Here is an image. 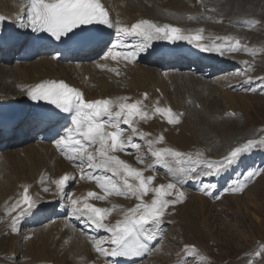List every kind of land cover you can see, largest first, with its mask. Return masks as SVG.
I'll list each match as a JSON object with an SVG mask.
<instances>
[{"label":"bare ground","instance_id":"bare-ground-1","mask_svg":"<svg viewBox=\"0 0 264 264\" xmlns=\"http://www.w3.org/2000/svg\"><path fill=\"white\" fill-rule=\"evenodd\" d=\"M101 1L110 14L112 23L116 26H113L112 40L107 44L108 47L103 52L102 57L94 60L95 57L91 58L90 56H92L96 50L83 54L86 52V49H84L83 53L70 55L67 53L55 52V48L51 45H46L45 43L38 44L34 36L24 35L18 28V24L21 22V18L28 8L29 0H0V16L5 17L3 21H0V51L3 50L2 55H5L1 57L0 54V135L2 137H9L16 133L31 134L37 131V129L41 130V127L44 128L48 126L44 131L45 133H42V135L38 137L40 140L38 145L41 150L40 155H42V157L46 156L49 162L46 171L41 172L44 166L39 167L38 162L37 168L31 166L25 169L27 165H24V158L21 157L22 155H17L6 149H3L0 153V177H2L0 179V236L3 237L0 242L5 244L4 246H0V264L115 263L112 256H104L97 252L95 248V241H108L111 233L107 232L105 229L96 228L83 217L77 219L78 214L74 215L72 211L69 217L71 222L68 224H70V226L80 224L84 226L83 230L87 232V234H85L82 231H75L73 229L76 234L75 245L77 246V250L72 249L64 252L61 249L55 257L54 255H49L47 244L46 246H42L43 251H48L47 253L42 255L38 253L37 257H31V259L23 263L7 261L2 257V251L8 249L14 250L16 248V246H14V240L17 234L11 227L12 217H17L18 227L26 218H35L37 214H40L43 210L52 207L53 200L57 198H82L85 197L89 191L96 192L100 195L104 194L96 181L89 179L88 175L81 177L82 183L81 186L79 185L77 187L78 189L69 190L70 184L75 182V180L72 179L66 185L64 192L60 193L57 191L54 181L65 173H70L75 178L73 169L76 165L67 158L62 159L59 153H57L48 142H51V138H55L59 133L65 136L66 130L73 125L68 118L45 125L47 123L42 124V118L35 111L31 110L27 113L22 112L24 111L22 106H25L31 99V96L28 94L31 87L38 83L45 81L59 82L62 80L68 85L78 88L88 100L124 96L130 98L129 103L135 100H142L144 110L149 113L151 119L139 121V129L151 133L148 139H154L160 134H163L165 138L162 143L155 145V147H170L182 153H192L193 156H195L197 152H201L203 156L200 159L203 161H219L226 156L232 148L251 139V136L237 134L235 136L225 137L224 142L221 143L210 130L216 127L217 129H222L226 127V125H229L228 123L222 125L220 121L228 122L234 118L229 113L230 110L235 111L237 116L241 112V110L238 111V108L240 107L239 109H241V106L236 102V94H225V92L222 94V92L217 90L216 86L218 84L221 85L220 83H224L225 81L229 82V77L222 76V74L226 69L232 68L233 70L238 66L241 70H245L243 73L245 72L249 80H255V78L258 77L263 79L264 77L258 73L259 71L255 73L256 70L263 68L262 58L264 54L261 55V57L259 50L253 51L256 58L247 51H225L224 54H221L219 51H205L197 47L195 42L177 40L175 42L179 43L180 47L174 52L172 51L164 54L163 56L165 57L161 58L150 55L148 44L144 51L138 52L135 59L129 58L125 60L123 58H118L117 60H113L109 56V53L134 52L137 51L139 47L144 46L146 42L142 41L139 36L129 35L119 31L120 28H130L133 23L140 19L152 20L159 25L171 24L183 29L186 35H194L196 30L203 28L204 39L200 41V43L205 45H210L213 41L217 44L224 42L216 39V37L234 36L239 38L242 44L249 47L250 39L255 35V29L251 28L249 21L252 18L263 20L264 0ZM25 38H28L26 42L30 51H28L27 55L22 54V56L18 58L14 68L10 67L8 61L11 58V53L19 48ZM105 45L106 43H103L99 48ZM249 48L253 49L252 46ZM38 49L41 51V54L44 53L47 55L39 54L36 63H33V61L31 63L21 62L23 57L25 59L33 58ZM49 54H52V56ZM105 57L108 58L105 59ZM86 58H89V60L83 61V59ZM142 59H144L148 65L141 63ZM247 59L252 60L246 64L244 62L248 61ZM175 62H178V66L173 68ZM189 62H193L194 66H192L190 70H186ZM208 65L209 67H207ZM179 67L180 70L178 69ZM112 69H116V71H112ZM87 74L89 75L88 78H86ZM216 92L219 93V96H226L225 98H227L228 102L233 104L232 108L224 109L222 113H219L220 111L218 113L210 111L209 104L212 99L208 98V101L205 99V96H207V94L212 96L216 94ZM143 93H148L146 99L143 97ZM171 93L173 98L171 97ZM229 95H233V97L229 98ZM206 105H208V107H206ZM156 107H171L174 114L181 116L182 122L171 124L170 126L167 125V117L159 113L152 115ZM25 113L27 116L22 117ZM199 114L207 119L208 125L205 129L196 128V126L189 122L192 121V123H195L196 120L194 117L199 116ZM121 127L125 130L126 136H132V131L128 125L121 124ZM263 128L264 126L256 128L255 132H261ZM42 138H45V140H42ZM140 139L146 141V152L152 158L149 165L146 162L143 164L138 163L135 156L137 154L135 152L136 149L131 147H129L125 153H119V155L133 166H152L148 167L145 175L156 176V180L154 181L155 186L167 184L168 182L176 183V178L172 175V172L180 174L181 169L185 170L183 173L184 182L177 183V187L185 193V198L182 202L178 203L183 207L180 205L177 206V209H180L177 218L179 224L185 226L186 231L191 234V237L195 238L205 236L209 233L207 231V225L204 224L205 220L197 213L194 215L191 204L188 205V202L197 200L205 203L207 197H212L211 195L214 192H218L224 188L223 184L229 178L230 180L224 190L233 193L231 196L238 198L237 201H239L240 197H246V188L243 187L242 191H232L231 189L236 186L237 182L241 185L247 183V179L251 178L248 177V173L253 171L252 167L243 179H241V177L244 169L247 168L250 162L249 160H256L253 157L255 154L259 155L264 153L263 147L254 148L241 154L233 164L225 167L219 173L214 172L212 175H204V172L208 170L206 163L200 165V162H189L186 158L182 161L170 159L172 171L163 164L155 163L156 158L148 151L149 145L145 138L133 136V143H137L135 141ZM57 141L54 143L56 145L55 147L60 149L64 157H67L65 151L57 147ZM8 142L4 145V148H9L10 143ZM92 150L91 148L89 149V151ZM32 151L36 152V150ZM209 151H211V154H209ZM140 157L143 158V155ZM58 160H62V162ZM29 161L31 160L29 159ZM85 165L87 166V164ZM233 172H237V175L232 177ZM92 175H110V173L96 169L92 170ZM159 179L162 180L159 181ZM203 179L209 180V182L217 179L220 181L217 180V183L213 185L209 184L212 187H208L207 189L209 192L206 193V185L198 183ZM194 181H197V183H194ZM220 183H222L221 186H219ZM197 185H199L200 191L204 193L203 195L197 193L202 199L196 198V193L190 195L188 187H197ZM24 186H29V194L32 195L36 203L27 214L20 217L18 216L21 210L20 208L15 209V211H11V209L12 205L22 198ZM45 188L49 190L44 191ZM152 195V193H149L145 199H151ZM167 198L171 199L173 197L170 196ZM186 201L188 202L186 203ZM88 202L102 208H112L113 205L119 206L106 220V223L114 225L117 220L123 219L122 209L127 210L128 208L134 207L138 201L135 198L122 195H110L106 200L88 198ZM82 204L83 200L81 199V203L78 206L82 207ZM21 207H24V205ZM190 210L193 213H190ZM179 214L180 217L178 216ZM170 216H172V214H170ZM196 220L200 222L204 229H199ZM169 222V217L167 219L164 216L163 223L159 225L160 234L152 240L153 248L160 239H163L165 224ZM65 225V221H61L58 229L63 230V226ZM54 231H56V229H54ZM200 243L201 242L196 240V242L192 244L196 245L198 251H200L198 252L199 254L204 255L205 250L204 247L200 246ZM84 246L85 248L82 249ZM102 246L108 249L113 247L108 242L103 243ZM156 250L159 251L160 249L158 248ZM13 257H16V253ZM157 258H159L158 255ZM237 264L255 263L252 261L247 263L242 260Z\"/></svg>","mask_w":264,"mask_h":264},{"label":"snow or ice","instance_id":"snow-or-ice-1","mask_svg":"<svg viewBox=\"0 0 264 264\" xmlns=\"http://www.w3.org/2000/svg\"><path fill=\"white\" fill-rule=\"evenodd\" d=\"M191 18V17H190ZM5 17L0 16V21ZM28 23H22V27H32L37 31L50 33L56 40L72 33L83 25L93 23H110L109 13L105 9L101 0H29L27 8ZM120 32L129 35L142 37L145 42L152 40H188L195 42L197 47L205 51H219L221 54L227 52L247 51L255 54L251 48L241 43V40L234 36L216 37L224 41L210 45L200 43L204 39V29L196 30L195 34H184V30L171 24L158 25L156 22L140 19L132 24L130 28H120ZM234 41V42H233ZM147 43L139 47L134 52H110L109 56L113 60L123 58L125 60L135 59L140 51H144ZM108 57H105L107 59ZM244 63H249L245 61ZM116 71V69H112ZM33 100L50 101L65 112H74L73 126L66 130V135L57 141V147L65 151L67 159L77 167L87 164L88 169L103 170L110 175H92L88 173V178L93 179L103 190V195L89 191L85 197L72 199L71 208L77 219L83 217L96 228L105 229L111 233L108 241H95L96 251L104 256L113 257H135L141 256L150 249V241L160 234L159 225L163 223V218L167 209L174 206L185 198V193L177 187V183L184 182V169L180 174L172 172L176 178V183L154 185L155 175H145L148 167H136L122 159L119 153H125L131 147L140 150V145L133 143V136H139L147 140L148 151L155 157V163L170 167V159L182 161L185 158L189 162L206 163L208 170L204 175L219 173L225 167L233 164L241 154L257 147H264V138L248 139L244 143L232 148L229 153L219 161H203L200 158L203 153L197 152L182 153L170 147L156 148L155 145L164 141L163 134L154 139H148L151 133L139 129V121L151 119L148 112L144 110L143 101L135 100L129 103V97L103 98L95 100H85L83 93L71 87L64 81H45L31 87L28 93ZM145 99L147 93L144 94ZM156 113L167 117L171 124L179 123V116L173 113L171 107H156L152 115ZM138 118V119H137ZM121 124L128 125L132 131V136H126ZM93 149L89 151V149ZM138 163L143 164L142 157H136ZM260 170H253L248 173V177L259 174ZM191 178V177H189ZM74 177L70 173H65L54 181L58 192H64L66 185ZM212 187V186H206ZM244 185L237 182L232 191H242ZM45 188L44 191H48ZM152 193L151 199L145 197ZM110 195H122L135 198L138 202L134 207L123 210V219L117 220L115 224L106 223L111 213L119 206L112 208H102L89 203L88 198L106 200ZM173 197L171 199L167 197ZM83 200L82 207L78 206ZM36 201L29 195V186H24L22 198L12 205L11 211L20 208L18 216L27 214ZM24 205V207H21ZM17 217H12V230L18 231ZM108 242L113 247L111 249L103 247V243ZM192 252L198 253L194 245L187 246ZM264 248L255 252L260 256ZM201 259H206L201 257Z\"/></svg>","mask_w":264,"mask_h":264},{"label":"rangeland","instance_id":"rangeland-1","mask_svg":"<svg viewBox=\"0 0 264 264\" xmlns=\"http://www.w3.org/2000/svg\"><path fill=\"white\" fill-rule=\"evenodd\" d=\"M262 18L263 20L252 18L249 21L251 28L255 29V35L251 37L249 42L250 45H248L249 47H253V51L259 50L260 56L264 54V15ZM27 39L28 38L23 39L19 48L11 53V58L8 61L10 67L14 68L18 58H20L22 54L27 55L28 51H30L27 47ZM109 41L106 43H109ZM106 49L107 46L98 48L90 57H95L94 60L100 59ZM2 53L3 50L0 51V54L1 57H4L5 55L3 56ZM39 54H41V51L38 49L33 58L25 59L23 57L21 62L24 61L31 63L33 61V63H36L38 61ZM49 55L52 56V54ZM253 56L256 58L255 55ZM89 58L83 59V61H87ZM247 60L250 62L252 59ZM262 61L263 68L256 70L255 73L259 71L258 73L264 77V56ZM141 63L147 64L144 59L141 60ZM193 64V62H189L186 70H190V68L194 66ZM177 66L178 62H175L173 68H176ZM207 67H209V65ZM178 69L180 70V67ZM231 70L232 68L226 69L222 74V76L229 77V82L225 81L224 83H220L221 85L218 84L216 88L218 91L222 92V94H224V92L225 94H236V102H238L241 106V109H239V107L238 111L241 110V112L237 116L236 112L232 110L233 114L230 112L232 117H234L232 120L228 122L220 121V124L222 125H225L224 123H228L229 125H226V127L222 129H217L216 127L213 128V130L211 128L210 131L211 133L213 132L221 143L224 142L225 137L235 136L237 134L248 135L249 137L251 136V139L257 140L264 138V128L261 132H255L256 128L264 126V78L260 79L258 77L255 78V80H249L245 72L243 73L245 70H241L238 66L232 71ZM88 76L89 75L87 74L86 78H88ZM209 95L207 94L205 99L208 101L210 98L212 99L209 104L210 111L217 113L220 111L219 113H222L224 109L226 110L228 108H232L233 104L228 102L227 98H225L226 96H219L218 92L212 96ZM230 97H233V95H229V98ZM206 107H208V105H206ZM26 113L23 114L22 117H26ZM194 118L196 120L195 123H192V121L189 122L196 126V128L199 127L205 129L208 125L207 119H205L204 116L199 114V116H195ZM179 122H182L181 119ZM166 124L169 126L171 125L168 121H166ZM47 128L48 126L44 128L41 127V130L37 129V131L31 134L16 133L9 137H2L0 135V153L3 149H6L10 152L16 153L17 155L20 154V156L22 155L21 157L24 158V165H27L25 166V169H28L31 166L37 168L38 162L39 167L44 166L42 167L41 172L46 171L49 162L46 156L42 157V155H40L41 150L38 145L40 140L38 137L41 136L42 133H45L44 131ZM62 136V133H59V135L55 138H51V142L48 143L57 153H59L62 159H66L67 157H64L60 149L56 148V145L54 144ZM42 140H45V138H42ZM7 142L10 143V146L9 148H4V145ZM135 142L140 145V150H135L137 153L135 156L137 157L143 155V161L149 165L152 158L146 152V141L144 139H140ZM32 150H36V152L38 151L39 154L38 152L36 153ZM209 154H211V151H209ZM253 157L256 160H249L250 162L247 168L244 169L241 179L245 177L251 167L253 170L257 169L260 171L259 174L247 179V183L244 185V188H246V195H244L246 197H240L239 201H237L238 198L231 196L233 193L224 190L230 180L229 178L223 184L224 188L218 192H214L211 195L212 197H207V201H205V203L203 201L199 202L195 199L193 202L186 201V203L188 202V205L191 204L194 215L197 213L205 220L204 224L207 225V231L209 234L198 238L191 237V234L186 231L185 226H181L179 224L177 218V214L180 211V209H177V206H183L181 204L170 206L165 214V218L168 219L169 217L170 222L165 224L163 239L158 241L148 257L135 262V264H237L242 260L247 263L252 261L255 264H264V251L261 252L260 256L255 255V252L264 248V153L259 155L255 154ZM29 159L31 161H29ZM59 162H62V160ZM200 165L203 164L201 163ZM89 172L92 174V170L88 169V166L86 165H83L82 167H74L73 173L75 176V182L70 184L69 190L78 189L77 187L79 185L81 186L82 183L81 177L87 176ZM236 175L237 172H233L232 177ZM1 178L2 177H0V179ZM160 180L162 179H159V181ZM217 180L209 182V180L203 179L198 183L208 186L209 184H216ZM194 183H197V181H194ZM221 185L222 183L219 184V186ZM207 188L208 187H205L206 193L209 192ZM188 189L190 191V195L195 193L201 195L204 194L200 191L199 185H197V187L189 186ZM198 194L196 198L202 199ZM71 200L72 199L70 198H57L53 200L52 207L43 210L40 214H37V217L26 218V220H24V222L17 227L18 231H14L17 234L16 239L14 240V246H16V248L14 250L8 249L2 251L1 254L3 259L7 261H15V263H23L28 259H31V257H37L38 253L39 255L47 253L48 251L45 252L42 249V246H46L47 244L50 256L54 255L56 257L58 255V251L61 249L64 252L72 249L77 250V246L75 245V231H82L85 234H87V232L83 230L84 226L80 224H74L73 226L68 224L71 222L69 218L72 211ZM192 211L190 210V213H193ZM170 214H172V216H170ZM178 216L180 217V214ZM61 221H65L66 223V225L63 226V230L58 229ZM196 224L200 230L204 229L198 220H196ZM54 229H56V231H54ZM73 229L75 231H73ZM1 239H3L2 236H0V240ZM196 240L201 242V247H204V255L192 252L191 249L187 247L190 245H194L196 247L195 244H192L195 243ZM4 245V243L0 242V246ZM84 248L85 246L82 247V249ZM158 248L160 249L159 251L156 250ZM13 252L16 253V257H13L15 254ZM157 255L159 258H157ZM201 257H205L206 259H201Z\"/></svg>","mask_w":264,"mask_h":264}]
</instances>
